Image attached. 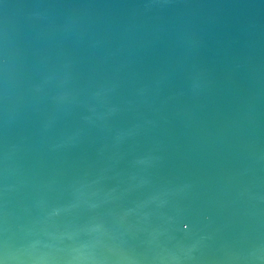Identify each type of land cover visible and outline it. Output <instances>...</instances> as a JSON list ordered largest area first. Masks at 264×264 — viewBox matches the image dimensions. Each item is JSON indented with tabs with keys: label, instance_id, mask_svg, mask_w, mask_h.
I'll list each match as a JSON object with an SVG mask.
<instances>
[{
	"label": "water",
	"instance_id": "1",
	"mask_svg": "<svg viewBox=\"0 0 264 264\" xmlns=\"http://www.w3.org/2000/svg\"><path fill=\"white\" fill-rule=\"evenodd\" d=\"M0 264H264V0H0Z\"/></svg>",
	"mask_w": 264,
	"mask_h": 264
}]
</instances>
